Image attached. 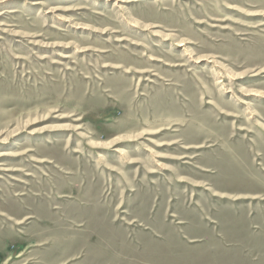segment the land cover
<instances>
[{"label": "rangeland", "instance_id": "obj_1", "mask_svg": "<svg viewBox=\"0 0 264 264\" xmlns=\"http://www.w3.org/2000/svg\"><path fill=\"white\" fill-rule=\"evenodd\" d=\"M0 264H264V0H0Z\"/></svg>", "mask_w": 264, "mask_h": 264}]
</instances>
